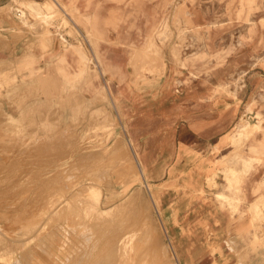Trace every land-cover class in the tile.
<instances>
[{"label":"rangeland","instance_id":"obj_1","mask_svg":"<svg viewBox=\"0 0 264 264\" xmlns=\"http://www.w3.org/2000/svg\"><path fill=\"white\" fill-rule=\"evenodd\" d=\"M115 1L107 36L62 0L0 2V264H229L224 231L173 226L209 197L264 226V197L241 208L264 165V0ZM182 104L237 107L228 146L202 156Z\"/></svg>","mask_w":264,"mask_h":264},{"label":"crops","instance_id":"obj_2","mask_svg":"<svg viewBox=\"0 0 264 264\" xmlns=\"http://www.w3.org/2000/svg\"><path fill=\"white\" fill-rule=\"evenodd\" d=\"M62 1L68 9H77L81 19L85 16L95 17L93 20L96 21L97 36H107L104 32V23L108 15L116 12H128L125 9L128 7L126 4L122 5L115 0ZM111 36L113 35L111 34ZM194 101L198 102L197 99ZM184 102H190V100ZM204 108L202 105L198 108L194 104L179 105L178 118L184 120L183 126L187 129L185 134L188 136L187 139L191 137L193 144L200 145L202 156L213 158L211 153L213 148L221 149L228 146V133L237 116L238 109L231 105L228 109L218 113L215 109ZM185 140L186 137L181 139V141ZM238 170H241V166ZM241 192L245 202L242 209L249 208L250 205L253 206L261 197H264V165L252 164V168L242 178ZM196 204L194 203V205ZM201 207L202 212L206 215L203 214L198 222L189 225L178 220L173 226L185 231L189 228L188 226L198 227L202 230L207 225L210 238L214 236L215 241L223 236L220 231H224L230 255L229 264H264V226L252 221L250 215L238 219L236 214H231L228 209L224 213L225 221H222L220 215L223 211L218 207L216 201H212L211 197H209L208 203ZM186 208L190 209L189 206ZM221 250L223 251L222 247Z\"/></svg>","mask_w":264,"mask_h":264},{"label":"bare ground","instance_id":"obj_3","mask_svg":"<svg viewBox=\"0 0 264 264\" xmlns=\"http://www.w3.org/2000/svg\"><path fill=\"white\" fill-rule=\"evenodd\" d=\"M15 2H16V1L14 0L13 3H15ZM31 5H32V4H31ZM18 8H19V6H17L16 3H15V4L13 5V9H15V10H19ZM21 13H22V12H21ZM14 15H15V14H14ZM23 15H24V14H23ZM3 116H4V115H2V117H3ZM0 117H1V116H0ZM0 119H3V118H0ZM5 119H6V118H5ZM5 119H3V120H5ZM3 120H2L1 123H3ZM6 120H7V119H6ZM7 122H8V121H7ZM4 123H5V122H4ZM8 123H9V122H8ZM11 123H12V122H11ZM13 123H14V122H13ZM6 124H7V123H6ZM6 124H1V125H5V126H6ZM9 126L11 127V124H10ZM12 126H14V124H13ZM15 127H16V126H15ZM3 128H5V127H3ZM8 128H9V127H8V125H7V128H6V129H8ZM0 129H1V131L3 130L2 128H0ZM11 129H12V128H11ZM11 129H10V130H11ZM13 129H14V128H13ZM4 131H5V129H4ZM4 131H3V132H4ZM6 131H7V130H6ZM12 131H14V130H12ZM0 133H2V132H0ZM1 135H2V134H0V136H1ZM1 139H3V138H1ZM16 142H17V141H16ZM2 144H3V143H2ZM4 145H5V144H4ZM6 146H7V145H6ZM6 146H5V147H6ZM10 146H11V145H10ZM12 146H13V145H12ZM16 146H17V145H16ZM1 148H3V147H1ZM7 148H8V146H7ZM16 148H17V147H16ZM16 148H15V150H16ZM4 149H5V148H4ZM1 157H2V156H1ZM1 157H0V158H1ZM2 159L4 160V158H2ZM1 176H2V175H1ZM5 177H6V176H5ZM24 180H25V179H24ZM20 182H21V181H20ZM12 183H13V182H12ZM12 183H11V184H12ZM2 184H3V183H2ZM6 187H7V186H6ZM87 187H88V186H87ZM8 188H9V187H8ZM37 189H39V188H37ZM37 189H36V190H37ZM34 190H35V189H34ZM79 190H80V189H79ZM37 192H38V191H36V193H37ZM34 193H35V192H34ZM42 194H43V192H42ZM45 196H46V194H45ZM86 197H87V196H86ZM46 199H48V197H46ZM86 199H87V198H86ZM95 200H96V198L94 199V202H95ZM42 201H43V200H42ZM40 203H41V202H40ZM36 204H37V203H36ZM79 204H80V203H79ZM34 205H35V204H34ZM44 205H45V204H44ZM44 205L42 204V206H44ZM1 206H2V205H1ZM39 206H40V205H39ZM35 207H36V206H35ZM35 207H34V208H35ZM2 208H3V207H2ZM2 208H1V209H2ZM42 210H43V209H42ZM36 212H37V211H35V213H36ZM30 215H31V214H30ZM34 216L36 217V215H34ZM32 217H33V216H32ZM32 217H31V218H32ZM38 217H39V216H38ZM40 217H41V216H40ZM40 217H39V218H40ZM100 217H101V216H100ZM5 218H6V217H5ZM31 218H30L29 220H32V219H33V218H32V219H31ZM39 218H37V219L39 220ZM96 218H97V216H96ZM6 219H7V218H6ZM35 219H36V218H35ZM33 220H34V219H33ZM34 221H35V220H34ZM97 221H99V220H97ZM93 222H94V221H93ZM100 222H101V221H100ZM3 223H4V221H3ZM5 223H6V222H5ZM10 223H11V222H10ZM36 223H37V222H36ZM38 223H39V222H38ZM120 223H121V222H120ZM7 224H8V223H7ZM12 224H14V223H12ZM15 224H17V223H15ZM19 224H20V223H19ZM33 224H35V223H33ZM98 224H99V223H98ZM4 225H5V224H4ZM10 225H11V224H10ZM24 225H25V224H24ZM30 225H31V223H30ZM36 225H39V224H36ZM94 225H95V224H94ZM96 225H97V224H96ZM98 226H99V225H98ZM100 226H101V224H100ZM27 227H28V226H27ZM36 227H37V226H36ZM36 227H35V228H36ZM30 228H31V227H30ZM32 228H33V226H32ZM86 228H87V227H85V228L83 227V229H86ZM41 229H42V228H41ZM83 229H82V230H83ZM93 229H94V228H93ZM118 229H119V228H118ZM9 230H10V229H9ZM112 230H113V229H112ZM7 231H8V230H6V232H7ZM96 231H97V230H96ZM96 231H95V232H96ZM98 231H99V230H98ZM101 231H103V230H101ZM131 231H132V230H131ZM9 232H11V230H10ZM40 232H42V231H40ZM81 232H84V230L81 231ZM81 232H80V233H81ZM85 232H86V230H85ZM113 232H114V231H113ZM132 232H133V231H132ZM12 233H13V232H12ZM14 233H15V232H14ZM18 233H19V232L16 231V233L13 234V237H15L16 234L18 235ZM20 233H21V232H20ZM93 233H94V232H93ZM102 233H103V232H102ZM21 234H22V233H21ZM23 234H24V233H23ZM37 234H38V233H37ZM39 234H40V233H39ZM96 234H97V233H96ZM120 234H121V233H120ZM14 235H15V236H14ZM19 235H20V234H19ZM30 235H31V234H30ZM35 235H36V234H35ZM87 235H90V234L88 233ZM92 235H93V234H92ZM97 235H98V234H97ZM99 235H100V234H99ZM123 235H124V234H123ZM194 235H195V234H194ZM196 235H197V234H196ZM20 236H21V235H20ZM36 236H37V235H36ZM85 236H86V235H85ZM11 237H12V236H11ZM18 237H19V236H18ZM18 237H16V238H18ZM27 237H28V236H27ZM90 237L92 238V236L90 235L89 237H85V238H83V240L87 238V240L89 241V238H90ZM198 237H199V236H198ZM18 239H19V238H18ZM97 239H98V236H97ZM127 239H128V237H127ZM194 239H195V238H194ZM16 240H17V239H16ZM125 240H126V239H125ZM98 241H99V240H98ZM123 241H124V240H123ZM126 241H127V240H126ZM126 241H125V242H126ZM84 242H85V240H84ZM117 242H118V241H117ZM95 243H96V242H95ZM115 243H116V242H115ZM122 244H123V243H122ZM87 246H88V244H87ZM93 246H94V245H93ZM113 246H114V245H113ZM119 246H120V244H119ZM204 246H205V245H204ZM95 247H96V246H95ZM115 247H116V245H115ZM89 248H90V246H89ZM116 248H117V247H116ZM116 248H115V249H116ZM92 250H93V249H92ZM215 250H216V249H215ZM107 251H108V250H107ZM114 251H115V250H114ZM109 252H110V251H109ZM213 252H214V251H213ZM213 252H212V253H213ZM212 253H211V254H212ZM103 254H104V253H103ZM218 254H219V253H218ZM97 258H98V257H97ZM105 258H106V257H105ZM88 259H89V258H88ZM86 260H87V259H86ZM95 260H96V259H95ZM98 261H99V260H98ZM101 262H102V261H101ZM101 262H100V264H101ZM110 262H111V261H110ZM11 263L14 264L13 262H11ZM87 263H89V262H87ZM87 263H86V264H87ZM95 263H96V261H95ZM84 264H85V263H84ZM92 264H93V263H92ZM98 264H99V263H98ZM115 264H116V263H115Z\"/></svg>","mask_w":264,"mask_h":264},{"label":"built area","instance_id":"obj_4","mask_svg":"<svg viewBox=\"0 0 264 264\" xmlns=\"http://www.w3.org/2000/svg\"><path fill=\"white\" fill-rule=\"evenodd\" d=\"M14 0H0L1 3H7V2H12L13 3ZM16 1V0H15Z\"/></svg>","mask_w":264,"mask_h":264}]
</instances>
